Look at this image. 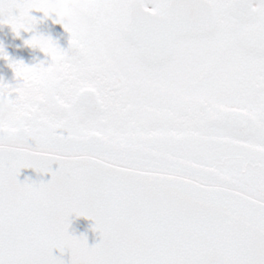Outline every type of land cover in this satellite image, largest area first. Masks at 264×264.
Masks as SVG:
<instances>
[{"label": "snow or ice", "instance_id": "snow-or-ice-1", "mask_svg": "<svg viewBox=\"0 0 264 264\" xmlns=\"http://www.w3.org/2000/svg\"><path fill=\"white\" fill-rule=\"evenodd\" d=\"M33 9L70 49L0 47V264H264V0H0V24L31 31Z\"/></svg>", "mask_w": 264, "mask_h": 264}, {"label": "flooded vegetation", "instance_id": "flooded-vegetation-1", "mask_svg": "<svg viewBox=\"0 0 264 264\" xmlns=\"http://www.w3.org/2000/svg\"><path fill=\"white\" fill-rule=\"evenodd\" d=\"M31 14L37 18V23L31 31L21 30L19 35L12 31L9 24H0V47L3 48L9 59L23 61L28 66L43 62L46 66L51 63V57L38 47L26 45L24 41L33 35H44L51 37L61 49L68 51L70 49V33L62 23L57 22L58 18L55 13L45 16L42 11L33 9ZM0 80L6 83H15L14 72L10 67L9 60L2 56H0Z\"/></svg>", "mask_w": 264, "mask_h": 264}, {"label": "water", "instance_id": "water-1", "mask_svg": "<svg viewBox=\"0 0 264 264\" xmlns=\"http://www.w3.org/2000/svg\"><path fill=\"white\" fill-rule=\"evenodd\" d=\"M58 167H59V163L54 162L52 164L53 170H55ZM25 178H30L31 180H35V181H40V180L48 181L52 177H51V173L38 174L32 168H23L20 171V175L18 179L23 181L25 180ZM70 219H71V223L69 227L70 233L76 236H80L83 234L87 238V242L89 246L99 242L100 234L98 231L93 230L92 227L94 224L93 220L83 216L77 217L75 215H73ZM54 255H58V256L61 255L59 249H54ZM63 259L67 262L70 259V253L65 251L63 253Z\"/></svg>", "mask_w": 264, "mask_h": 264}, {"label": "clouds", "instance_id": "clouds-1", "mask_svg": "<svg viewBox=\"0 0 264 264\" xmlns=\"http://www.w3.org/2000/svg\"><path fill=\"white\" fill-rule=\"evenodd\" d=\"M65 19L70 24H78L80 26H86L88 20L86 15L79 11L74 12L72 16L66 17ZM51 66L54 68V70L58 75L60 76L64 75V69L62 67L58 65H51ZM18 83H20V90L23 95L28 97L36 95L35 90L32 88L31 85H28L23 82H18Z\"/></svg>", "mask_w": 264, "mask_h": 264}]
</instances>
